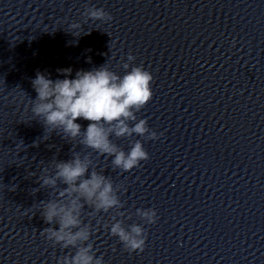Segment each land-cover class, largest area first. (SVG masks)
I'll use <instances>...</instances> for the list:
<instances>
[{
    "label": "clouds",
    "instance_id": "9594fccd",
    "mask_svg": "<svg viewBox=\"0 0 264 264\" xmlns=\"http://www.w3.org/2000/svg\"><path fill=\"white\" fill-rule=\"evenodd\" d=\"M84 15L105 23L112 19L103 8H86ZM69 28L73 34L81 25L72 23ZM127 60L132 62L135 57L129 54ZM122 67L126 70L122 76L110 70L106 62L99 68L78 70L74 78H69L71 68L60 69L64 78L55 80L38 71L31 81L37 95L30 107L34 117L41 118L38 121L45 131L111 157L114 168L129 172L149 159L148 152L139 139L126 152L111 137L131 138L134 134L150 140L159 137L150 130L146 119L137 120L136 115L152 100V74L143 65L130 68V63H123ZM78 119L89 121L86 129L82 130ZM37 183L40 186L37 191L45 188L56 191L55 199L40 201V215L50 225L41 235L54 247L75 250L57 258V264H103V256L98 257L89 242L92 227L83 222L82 214L86 206L96 213L121 208L120 188L114 186L109 176L95 170L91 153L81 155L73 151L68 160L52 161L51 170L42 168ZM136 215L149 225L158 219L154 208L137 209ZM113 220L110 235L118 237L126 251L142 252L147 239L144 226L131 224L126 228L122 221L115 217Z\"/></svg>",
    "mask_w": 264,
    "mask_h": 264
}]
</instances>
